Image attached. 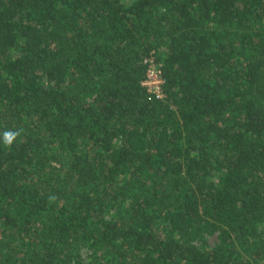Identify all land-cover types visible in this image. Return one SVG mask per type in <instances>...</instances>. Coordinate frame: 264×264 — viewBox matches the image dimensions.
Returning <instances> with one entry per match:
<instances>
[{"label":"trees","instance_id":"16d2710c","mask_svg":"<svg viewBox=\"0 0 264 264\" xmlns=\"http://www.w3.org/2000/svg\"><path fill=\"white\" fill-rule=\"evenodd\" d=\"M263 228L264 0H0V264H264Z\"/></svg>","mask_w":264,"mask_h":264},{"label":"built area","instance_id":"2783aa9c","mask_svg":"<svg viewBox=\"0 0 264 264\" xmlns=\"http://www.w3.org/2000/svg\"><path fill=\"white\" fill-rule=\"evenodd\" d=\"M146 61L148 63V68L145 72V78L142 81V85L154 98L162 99L164 97L162 89V71L153 58H148Z\"/></svg>","mask_w":264,"mask_h":264},{"label":"clouds","instance_id":"9594fccd","mask_svg":"<svg viewBox=\"0 0 264 264\" xmlns=\"http://www.w3.org/2000/svg\"><path fill=\"white\" fill-rule=\"evenodd\" d=\"M18 135L19 132H11V131L5 132L3 135V142L5 146H10Z\"/></svg>","mask_w":264,"mask_h":264},{"label":"rangeland","instance_id":"374dc122","mask_svg":"<svg viewBox=\"0 0 264 264\" xmlns=\"http://www.w3.org/2000/svg\"><path fill=\"white\" fill-rule=\"evenodd\" d=\"M263 231H264V228H263ZM205 240L207 242L208 245L212 246L213 244L216 243L217 241V236L215 234H208L205 236Z\"/></svg>","mask_w":264,"mask_h":264}]
</instances>
